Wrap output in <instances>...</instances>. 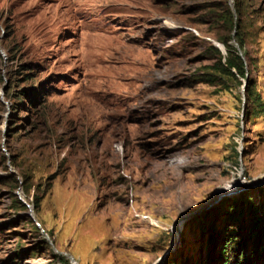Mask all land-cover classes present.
Listing matches in <instances>:
<instances>
[{"label": "rangeland", "instance_id": "rangeland-1", "mask_svg": "<svg viewBox=\"0 0 264 264\" xmlns=\"http://www.w3.org/2000/svg\"><path fill=\"white\" fill-rule=\"evenodd\" d=\"M263 198L264 0H0V264H222Z\"/></svg>", "mask_w": 264, "mask_h": 264}, {"label": "trees", "instance_id": "trees-1", "mask_svg": "<svg viewBox=\"0 0 264 264\" xmlns=\"http://www.w3.org/2000/svg\"><path fill=\"white\" fill-rule=\"evenodd\" d=\"M224 46L225 62L219 63L221 69L227 72L231 69L241 72L244 66L243 59L234 47L227 43H224ZM260 201L264 208V198ZM252 202V200H246L245 207L238 208L239 212H234L233 207L227 208V223L224 225V232L220 234L225 241L224 249L221 251L222 264H253L256 258L254 256H262L264 259V211L259 210V207L254 206ZM237 213H239V220L236 217L233 218ZM208 230L210 239L218 236V232L212 225ZM207 255L209 251H206Z\"/></svg>", "mask_w": 264, "mask_h": 264}]
</instances>
